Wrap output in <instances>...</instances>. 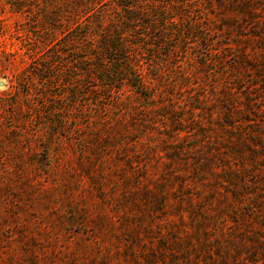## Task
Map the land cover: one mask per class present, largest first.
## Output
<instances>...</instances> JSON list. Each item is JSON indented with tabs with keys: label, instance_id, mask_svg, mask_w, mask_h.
<instances>
[{
	"label": "rangeland",
	"instance_id": "1",
	"mask_svg": "<svg viewBox=\"0 0 264 264\" xmlns=\"http://www.w3.org/2000/svg\"><path fill=\"white\" fill-rule=\"evenodd\" d=\"M173 1L137 90L75 0H0V264H264V0Z\"/></svg>",
	"mask_w": 264,
	"mask_h": 264
},
{
	"label": "trees",
	"instance_id": "2",
	"mask_svg": "<svg viewBox=\"0 0 264 264\" xmlns=\"http://www.w3.org/2000/svg\"><path fill=\"white\" fill-rule=\"evenodd\" d=\"M103 1L75 0V6L79 9L81 17L75 21L76 27L68 31L73 30L75 43L76 41L81 44L85 43L91 36L99 37L96 58L103 60L107 65L106 67L99 66L95 75L107 88L118 89L117 85L126 81L132 88L142 89L136 72L138 63L133 60V57L137 56L135 50L146 51V44L140 41L142 35L145 36L147 31L156 32L159 28L155 20L165 17L166 13L156 14L155 9H147L148 4L152 3L151 0H108L112 2L110 11L115 14L116 19L111 22L113 25L104 28L102 24L105 23L106 12L102 13L99 9L108 2ZM186 2L187 0H174L172 4L180 6L185 5ZM162 10L165 12L166 9ZM175 12L179 16L192 18L191 12H185L179 8ZM149 17L153 18V21H150ZM81 28L86 30L81 31ZM139 31L142 32L139 33ZM66 34L67 32L64 33Z\"/></svg>",
	"mask_w": 264,
	"mask_h": 264
},
{
	"label": "water",
	"instance_id": "3",
	"mask_svg": "<svg viewBox=\"0 0 264 264\" xmlns=\"http://www.w3.org/2000/svg\"><path fill=\"white\" fill-rule=\"evenodd\" d=\"M1 86H3V83H0Z\"/></svg>",
	"mask_w": 264,
	"mask_h": 264
}]
</instances>
